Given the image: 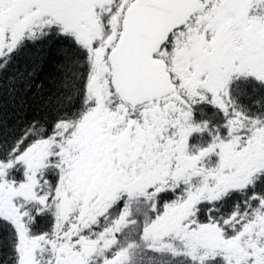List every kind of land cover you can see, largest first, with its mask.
Masks as SVG:
<instances>
[{
  "label": "snow or ice",
  "instance_id": "1",
  "mask_svg": "<svg viewBox=\"0 0 264 264\" xmlns=\"http://www.w3.org/2000/svg\"><path fill=\"white\" fill-rule=\"evenodd\" d=\"M0 264H264V0H0Z\"/></svg>",
  "mask_w": 264,
  "mask_h": 264
}]
</instances>
